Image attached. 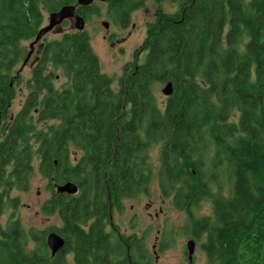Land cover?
<instances>
[{
	"label": "trees",
	"instance_id": "obj_1",
	"mask_svg": "<svg viewBox=\"0 0 264 264\" xmlns=\"http://www.w3.org/2000/svg\"><path fill=\"white\" fill-rule=\"evenodd\" d=\"M77 1L0 0L1 101L14 98L20 41L38 35L42 9ZM106 1L122 28L140 7ZM77 7L90 18L92 5ZM155 16L144 62L126 65L118 90L86 30L45 44L24 108L0 139V219L13 208L7 226L0 222V264H154L144 235L122 234L111 215L149 192L154 146L162 197L186 211L194 237H205L207 264H264V0H187ZM49 66L71 80L67 88L54 87ZM168 82L163 103L154 87ZM48 121L56 123L37 128ZM36 160L51 192L41 211L61 221L45 230L15 218L19 198L11 196L30 189ZM67 182L79 192L55 190ZM205 199L212 212L198 218L192 208ZM52 231L66 242L54 256Z\"/></svg>",
	"mask_w": 264,
	"mask_h": 264
},
{
	"label": "rangeland",
	"instance_id": "obj_2",
	"mask_svg": "<svg viewBox=\"0 0 264 264\" xmlns=\"http://www.w3.org/2000/svg\"><path fill=\"white\" fill-rule=\"evenodd\" d=\"M187 0H139L140 7L131 15L130 23L122 28L116 25L110 17L109 4L107 1L96 0L92 4L90 18L85 19V30L90 34L91 44L99 57L101 69L113 79V88H120V79L124 74V68L128 63L131 65L142 64L147 55L148 49L145 42L149 38V32L156 24V10L161 7L167 13L180 11V4ZM75 4V3H74ZM78 6V5H77ZM43 22L41 28L48 26L50 13L42 9ZM103 22H109V28H105ZM61 27V31L56 28L48 32L42 42L45 46L47 42L60 39L66 33L74 32L73 20L66 19ZM35 38V37H34ZM34 38L20 41V58L14 65L11 78L13 80L14 91L16 92L12 113H17L24 103L29 91L28 81L32 77L30 63L23 66L25 59L30 52L31 43ZM36 49V47H35ZM49 70L55 72L54 87L59 91L67 88L71 83L60 69L49 66ZM164 84L154 87L158 101L165 102L166 96L162 92ZM17 115V114H16ZM55 121L42 122L37 124L41 129L45 125L55 124ZM153 166V178L149 184V192H141L134 198L124 201V212H114L113 222L118 226L120 232L126 236L137 233L144 235L148 247L156 256L154 264H190L188 258L187 242H196L192 264H207L206 253L201 244L205 237L200 235L196 238L192 235V228L186 211L178 210L171 203V198L164 199L158 182V169L160 166V147L154 146L151 151ZM35 172L31 180V187L28 191H13L12 197H18L15 218H20L26 228L35 227L39 230L60 226L61 221L57 216H48L42 213V204L50 198L51 192L48 189V181L38 172V161L34 162ZM227 179L221 176L220 182ZM192 212L198 218L210 215L212 204L210 199H205L192 208ZM13 208L8 204L0 219L1 225L5 228L10 222ZM109 233L113 232L110 224L107 226ZM72 261V255L69 256Z\"/></svg>",
	"mask_w": 264,
	"mask_h": 264
},
{
	"label": "water",
	"instance_id": "obj_3",
	"mask_svg": "<svg viewBox=\"0 0 264 264\" xmlns=\"http://www.w3.org/2000/svg\"><path fill=\"white\" fill-rule=\"evenodd\" d=\"M96 0H78L77 3L80 6H88L91 5ZM106 1V0H101ZM77 5L71 4V5H65L60 10L56 12L50 13L49 16V24L48 26H45L40 30L38 35L36 36L33 43H31V50L28 54V57L25 62H27L32 54V47L35 43L40 41L48 32L52 31L56 28V30L59 32L61 31V25L66 20H73L75 29L79 31L85 30L86 21L85 18L78 13ZM103 25L105 28H109V22H103ZM162 92L165 96H170L173 93V86L171 82H168L165 87L162 89ZM55 190L58 193H67V194H77L79 192V187L77 184L73 182H67L64 184H55ZM112 215V214H111ZM46 243L51 251V254L54 256L59 250H61L66 242L63 236H61L59 233L52 231L47 234L46 236ZM195 245L196 242L192 239L187 242V250H188V258L189 262H193V254L195 251Z\"/></svg>",
	"mask_w": 264,
	"mask_h": 264
},
{
	"label": "flooded vegetation",
	"instance_id": "obj_4",
	"mask_svg": "<svg viewBox=\"0 0 264 264\" xmlns=\"http://www.w3.org/2000/svg\"><path fill=\"white\" fill-rule=\"evenodd\" d=\"M93 4V3H92ZM91 4V5H92ZM182 3L180 4V6H179V9H181L182 8ZM89 6V5H88ZM36 38V37H35ZM35 38H34V40H35ZM44 38V37H43ZM43 38L40 40V41H38L37 43H35L34 44V46L32 47V54H31V57H30V59L33 57L34 59H33V62H31L30 64V68H31V71L33 72V70L35 69V67L39 64L38 62H39V59H40V54L42 53V51H43V48H44V44H43V42H42V40H43ZM33 43V42H32ZM35 47H36V49H35ZM30 50H31V46H30ZM29 54V53H28ZM28 57V56H27ZM27 59V58H26ZM26 59H25V61H26ZM30 59L27 61V62H25L24 61V63H23V66H26L28 63H29V61H30ZM9 87L11 88V89H13L14 90V85H13V80H12V78H11V80H10V84H9ZM28 89V91H29V88H27ZM15 92V91H14ZM15 95H16V92H15ZM15 95H14V98L13 99H11V100H9V98H8V96L7 95H5V96H2L3 98H4V100L3 101H1L0 100V139H3L4 138V136L6 135V134H8V132H9V127H10V125L12 124V122H13V120L15 119V117L23 110V108H24V105H25V103H26V101H27V99H28V97H29V93H28V95H27V97H26V99H25V101H24V103L20 106V109H19V111L17 112V113H12V107H13V102H14V100H15ZM34 113H37V109L36 110H34ZM17 114V115H16ZM127 200V199H126ZM173 198H171V203H172V205H173ZM124 203V202H123ZM124 209V208H123ZM116 211V210H115ZM114 211V212H115ZM114 212H112L111 214H112V221H113V216H114ZM117 212V211H116ZM119 212V211H118ZM124 212V210H122V212H120V213H123ZM111 217V216H110ZM114 223V222H113ZM113 223H110V225H111V227L113 228L114 226L112 225Z\"/></svg>",
	"mask_w": 264,
	"mask_h": 264
}]
</instances>
